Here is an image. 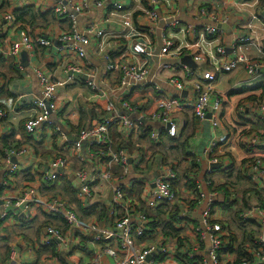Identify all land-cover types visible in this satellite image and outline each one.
Here are the masks:
<instances>
[{
    "label": "clouds",
    "instance_id": "obj_1",
    "mask_svg": "<svg viewBox=\"0 0 264 264\" xmlns=\"http://www.w3.org/2000/svg\"><path fill=\"white\" fill-rule=\"evenodd\" d=\"M0 264H264V0H0Z\"/></svg>",
    "mask_w": 264,
    "mask_h": 264
}]
</instances>
